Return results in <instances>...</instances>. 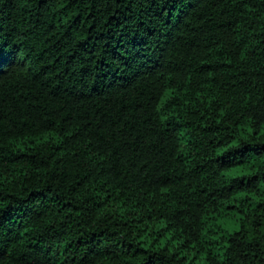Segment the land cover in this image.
<instances>
[{"label":"trees","instance_id":"obj_1","mask_svg":"<svg viewBox=\"0 0 264 264\" xmlns=\"http://www.w3.org/2000/svg\"><path fill=\"white\" fill-rule=\"evenodd\" d=\"M0 264H264V0H0Z\"/></svg>","mask_w":264,"mask_h":264}]
</instances>
